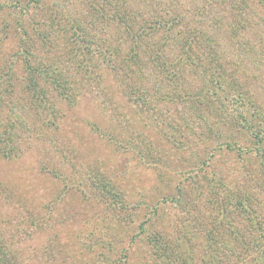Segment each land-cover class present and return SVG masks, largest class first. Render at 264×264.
I'll use <instances>...</instances> for the list:
<instances>
[{
  "label": "rangeland",
  "instance_id": "1",
  "mask_svg": "<svg viewBox=\"0 0 264 264\" xmlns=\"http://www.w3.org/2000/svg\"><path fill=\"white\" fill-rule=\"evenodd\" d=\"M236 2L0 0V133L13 117L16 147L0 154V238L14 264H169L167 253L211 264L207 246L224 264L262 259L264 12ZM119 7L158 30L150 45L165 43L173 17L184 20L164 49L180 56L192 43L182 82L153 55L131 66L137 41ZM78 28L94 44H77ZM27 64L56 66L76 104L43 82L52 106H42ZM225 90L242 98L227 106L216 95ZM226 189L252 197L256 230L234 215V227L215 225ZM154 235L164 248L151 246Z\"/></svg>",
  "mask_w": 264,
  "mask_h": 264
},
{
  "label": "trees",
  "instance_id": "2",
  "mask_svg": "<svg viewBox=\"0 0 264 264\" xmlns=\"http://www.w3.org/2000/svg\"><path fill=\"white\" fill-rule=\"evenodd\" d=\"M236 1H237L236 3L239 5V7H237L238 11L241 10L242 8L250 7L248 4L253 1L257 6L261 7L264 12V0H236ZM117 10L119 11V13H122L121 16L124 19L123 31L129 38H134L137 41L136 47H135V53H134V56H132V59H137V61H133L131 66H139V63H141V59H144L141 54H143L144 56H148V57H152L153 55L154 57L156 56L155 61H161L163 65L160 71L166 73L168 77H172V78L175 77L178 82H182L183 66L186 64L184 57L185 56H187L188 58L191 57V53L188 50L189 48H191L192 43H189V45L187 46V50L183 54L185 56L183 55L179 56V55L172 54V53L166 54L164 49H165V46L169 45L168 40L171 39L172 35L176 36L178 34H181V31H183L182 29H185L183 28L184 20L181 17H173L170 20L171 23L169 24L168 28L166 27V25H163V28H165L164 33L166 32L168 33V35H166V37L163 39L165 43L160 44L157 42L158 44L153 43V45H150L149 42L152 41V39L155 37L154 36L155 31L157 32L158 30L152 31V28L148 26L147 22L144 20L141 21L142 24L140 23L137 24L136 18L138 17V15H136V17H132V12L128 8L126 9L123 7H119ZM130 13H131V16H128V19H126V15H129ZM165 15L170 16L168 11L165 13ZM161 21H162V17L157 19V22H161ZM81 30H82L81 28L74 30V34L76 35V37L73 38L74 41L77 42V44L87 43L86 46H89V44H94V42L91 39H86L87 35H83L81 39L78 38L79 37L78 34L79 32H81ZM115 52H116V49H114L113 51L111 49L109 50L110 55L113 54L115 56ZM27 65L28 66L26 68V71L30 75L27 89L29 90L34 89L35 97H38L39 95L41 96L42 100L40 102L42 106L44 105L45 108H48L51 105L48 99V96H47L48 92L44 90L42 91L41 84L43 82L46 83L48 86H50L51 91L56 92L62 98V100H64L65 103H67L70 106H73L76 104L78 97H79V92H77V89L75 88V84L73 82L72 84H69L66 78L63 79L60 72L57 71L56 66H53L52 64H44L43 67L37 68L36 70L33 67H31L29 64ZM80 67L82 70L83 66H80ZM80 67L78 66L77 70L80 71ZM91 67L92 66L86 67V69H89L87 70L88 73L86 74H87V77L92 78L93 69H91ZM170 68H173L172 72ZM227 94L228 93L226 92V90L222 94H216L217 96L219 95L218 97L222 96V98H220L222 101H228L227 106L230 105L231 103L229 102L230 100L232 101L237 98L238 99L242 98L241 96L242 94L239 92H237L233 96L232 94H229V95ZM12 118L13 117H11V121L8 124V126H6V128H4L2 132L0 133V141L2 142V145L0 146V154L1 156H3L4 159H10L11 156L16 151V147L14 146L15 136H14V127H13L15 121ZM243 122L246 124V126H243L242 128L245 129L247 132L252 131V134H254V138H256V142L260 143L262 141V139H260L261 135L259 132H256V128H255L256 125L254 124V121L253 120L248 121L245 118H243ZM104 187H107V185L104 184ZM226 191L227 192L225 193L227 196L225 195L224 197L221 196L217 198V201H221V202H217L216 204L217 208L214 209V212H216V216H215L216 219L214 220L215 225L217 227H220L224 224H227L229 226L234 227L232 224V219L230 218L234 215V216L241 217L242 219L241 221L243 222L245 221L246 226H252V229L256 230L257 228H255L256 227L255 217L257 216L253 208L250 205V201H252V197L245 192L239 193L238 191H234L233 189L232 190L226 189ZM259 230L260 228L258 229V232ZM218 231L220 230L218 229ZM221 233L223 234V232ZM230 233H233L236 239L237 238L240 239L241 233L236 228H232ZM261 236L262 237L260 238L261 239L260 241L264 242V231L262 232ZM209 238H211V236H209ZM212 240L213 238L208 241L213 244ZM148 241L151 244V246L154 248H157V247L164 248L166 246L164 244L166 242H164V240L158 237L157 235L148 237ZM207 248L210 250V253H211L209 255V258H210L209 263L211 264H224L225 263L223 262V260H218L216 256L214 255L215 246H212V247L207 246ZM261 253L262 254L260 257L262 259H260V261H258L256 264H264V249L261 251ZM166 257L170 260V262L166 261L167 263L169 264L177 263L175 262L177 259L174 258L173 253L171 254L167 253ZM0 264H14L12 262L11 256L8 254L7 247L5 246L1 238H0Z\"/></svg>",
  "mask_w": 264,
  "mask_h": 264
}]
</instances>
